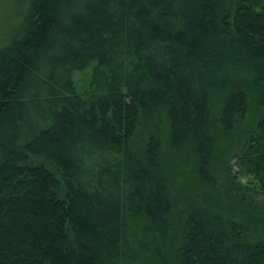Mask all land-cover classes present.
<instances>
[{
	"label": "trees",
	"instance_id": "1",
	"mask_svg": "<svg viewBox=\"0 0 264 264\" xmlns=\"http://www.w3.org/2000/svg\"><path fill=\"white\" fill-rule=\"evenodd\" d=\"M230 2L24 1L16 29L0 41V264H103L101 249L115 263H136L129 225L140 215L159 245L172 209L166 186L115 120L138 108L165 111L172 141L190 143L198 176L214 181L212 86L247 71L264 104V0H234L233 11ZM90 65L81 91L76 75ZM247 101L232 87L224 107L244 116ZM257 138L252 159L264 170V134ZM34 156L58 166L60 195L46 168L25 165ZM187 231L181 264L264 257L261 241L233 239L204 211L190 213ZM153 243L147 250L166 264Z\"/></svg>",
	"mask_w": 264,
	"mask_h": 264
},
{
	"label": "rangeland",
	"instance_id": "2",
	"mask_svg": "<svg viewBox=\"0 0 264 264\" xmlns=\"http://www.w3.org/2000/svg\"><path fill=\"white\" fill-rule=\"evenodd\" d=\"M24 1L27 2L0 0V41L9 38L13 26L16 29L13 22L17 19L20 21ZM230 1L227 7L231 6L233 11L234 0ZM92 67L90 65L76 75L75 81L81 91L90 83ZM233 71L226 73L221 78V84L213 85L210 91L209 127L216 141L212 183L198 176L190 143L179 145L172 141L165 111L138 108L128 118L115 120L119 130L126 127L127 132H130L128 141L136 157L166 186L172 208L168 233L158 246L151 240L155 247L160 248L166 264H181L180 244L188 232V217L195 210L220 217L233 239L254 238L264 244V193L260 190L264 170L252 159L259 153L258 146L262 147V141L257 142V136L264 134V104L259 99L251 74L244 70ZM232 87L247 92L244 116L224 107L227 92ZM25 165L46 168L53 178V189L58 195L63 192V175L49 158L34 156ZM249 208L251 211L247 210ZM129 226L131 244L139 254L136 263H129L160 264L162 261L156 262L157 258L153 259L147 250L152 243L148 238L146 218L140 215ZM100 258L103 264H118L103 249L100 250ZM258 264H264V257L259 258Z\"/></svg>",
	"mask_w": 264,
	"mask_h": 264
}]
</instances>
